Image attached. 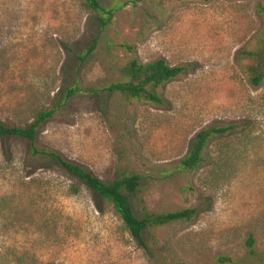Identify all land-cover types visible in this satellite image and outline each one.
I'll use <instances>...</instances> for the list:
<instances>
[{"label":"rangeland","instance_id":"obj_1","mask_svg":"<svg viewBox=\"0 0 264 264\" xmlns=\"http://www.w3.org/2000/svg\"><path fill=\"white\" fill-rule=\"evenodd\" d=\"M84 1L0 0V120L25 127L55 109L37 147L104 182L140 176L138 217L197 213L151 228L143 248L110 203L0 137V264H264V81L250 84L243 55L264 33V0H105L118 10L101 34ZM160 58L188 67L158 88L164 106L102 92L130 60ZM229 123L239 128L181 172L192 138Z\"/></svg>","mask_w":264,"mask_h":264},{"label":"trees","instance_id":"obj_2","mask_svg":"<svg viewBox=\"0 0 264 264\" xmlns=\"http://www.w3.org/2000/svg\"><path fill=\"white\" fill-rule=\"evenodd\" d=\"M84 5L87 10L95 14L92 21L97 34L104 32L118 10L116 6H107L105 0H85ZM258 12L264 22V5L259 6ZM96 45L97 39H93L86 53L80 55L81 63L92 55ZM64 48L70 51V47L67 45H64ZM243 55L253 62L247 68L248 80L253 87L258 88L264 81V33L260 36L256 48L251 51H244ZM187 71V66H171L163 58L150 63L132 59L121 68L118 79L104 87L102 92L119 94L157 106H164L165 100L158 93V88L175 80ZM79 90L77 84L74 88H68L60 100L58 108L66 105L68 100L75 96ZM55 112V109L40 112L35 121L25 127L9 126L0 120V137L26 140L30 145L29 155L32 160L58 165L72 178L86 185L96 196L110 203L132 237L143 248L145 247L144 235L151 228L191 221L195 217L197 210L194 208L168 213L149 212L143 209L142 215L138 217L134 211L131 198L138 192L141 183L140 176L124 174L111 182H104L84 167L67 161L60 154L37 147L39 128L52 118ZM238 128L239 124L229 123L200 131L192 138L187 154L178 163L180 171L195 170L205 161L206 151L213 139L229 136ZM253 244L252 239L248 241L249 248H252ZM250 254L257 257L254 251H251ZM226 260L221 259L222 262Z\"/></svg>","mask_w":264,"mask_h":264}]
</instances>
